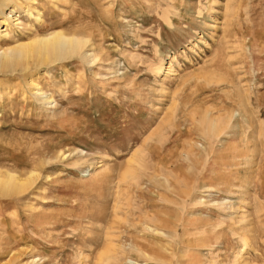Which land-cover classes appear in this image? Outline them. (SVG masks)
I'll return each instance as SVG.
<instances>
[{"label": "rangeland", "instance_id": "rangeland-1", "mask_svg": "<svg viewBox=\"0 0 264 264\" xmlns=\"http://www.w3.org/2000/svg\"><path fill=\"white\" fill-rule=\"evenodd\" d=\"M19 1L95 57L0 71V264H264V0Z\"/></svg>", "mask_w": 264, "mask_h": 264}, {"label": "bare ground", "instance_id": "bare-ground-1", "mask_svg": "<svg viewBox=\"0 0 264 264\" xmlns=\"http://www.w3.org/2000/svg\"><path fill=\"white\" fill-rule=\"evenodd\" d=\"M22 7L27 14L32 15V11H30L28 4H22L19 0H0V40L2 38L6 39L9 36L8 29L11 22H15L14 24L19 22H16L15 20L17 19L13 16L16 15L15 9H20ZM31 10L37 14L35 17L36 20L40 21V12L35 8ZM87 41L88 40L84 37L74 34H66L59 29L46 35L36 36L32 39L18 40L13 45L2 50L0 49V71H11L16 67H18V69H24L29 66L28 63H33L34 66V63H47L65 57L68 58V56L72 55H81L84 60L91 62L95 57L93 53L82 51L87 44ZM166 63L168 62H163V60H161L159 65H157L156 70L161 71L167 69L165 66ZM168 70L171 73L173 71L171 67H168ZM26 84L29 85L30 89L35 87L32 86L31 81H28ZM49 99L48 96H44V101L49 102ZM33 175L35 176L33 172H30L25 178L21 179L15 172L4 171V173H2L0 171V193H19L29 185ZM244 245L250 247L248 241H244ZM132 263L138 264L134 261H132Z\"/></svg>", "mask_w": 264, "mask_h": 264}]
</instances>
